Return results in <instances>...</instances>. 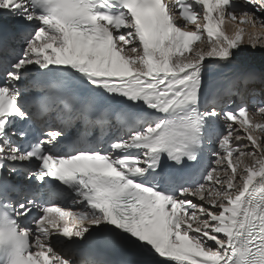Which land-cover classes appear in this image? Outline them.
<instances>
[{"label": "snow or ice", "instance_id": "6c2138e0", "mask_svg": "<svg viewBox=\"0 0 264 264\" xmlns=\"http://www.w3.org/2000/svg\"><path fill=\"white\" fill-rule=\"evenodd\" d=\"M3 18L25 32L0 62V264H116L77 260L89 237L119 264H264V89L205 81L264 56V0H0Z\"/></svg>", "mask_w": 264, "mask_h": 264}, {"label": "rangeland", "instance_id": "374dc122", "mask_svg": "<svg viewBox=\"0 0 264 264\" xmlns=\"http://www.w3.org/2000/svg\"><path fill=\"white\" fill-rule=\"evenodd\" d=\"M257 31H259V29H257ZM261 57L264 58V56L257 55L255 57H251L252 59L244 58L242 62L240 61V63L242 64L241 72H245V73L248 72L247 74H243V75H245V76L246 75L247 76L252 75L251 79L254 80V83L252 85H250V87L252 89H256V90H258L260 92H261L262 89H264V64L259 63L260 60H263ZM230 66H236V65L232 64ZM230 66H228V67H230ZM220 68L221 67H219L217 65H212L209 68L208 74H213V73H209V72H215L218 69L219 70L223 69V68H221V69ZM252 69H253L254 72L252 71ZM257 119H259V118H257Z\"/></svg>", "mask_w": 264, "mask_h": 264}, {"label": "bare ground", "instance_id": "6f19581e", "mask_svg": "<svg viewBox=\"0 0 264 264\" xmlns=\"http://www.w3.org/2000/svg\"><path fill=\"white\" fill-rule=\"evenodd\" d=\"M227 31H228V33L229 34H231L232 33V31H233V28H232V26L231 25H229L228 26V28H227ZM248 51H251L250 49L248 50ZM244 58H246V59H252L251 57H249L248 55L246 56V55H244V56H239L238 58H236L234 61H233V65L235 64V65H241V63H240V61L242 62L243 61V59ZM263 60H260L259 61V63H261V64H264V58L263 57H261ZM247 71V70H246ZM252 71H253V69H252ZM218 72V71H217ZM254 72V71H253ZM209 73H212V72H209ZM243 74H247L248 72H242ZM263 75V74H262ZM256 82V81H255ZM261 83V82H260Z\"/></svg>", "mask_w": 264, "mask_h": 264}, {"label": "trees", "instance_id": "16d2710c", "mask_svg": "<svg viewBox=\"0 0 264 264\" xmlns=\"http://www.w3.org/2000/svg\"><path fill=\"white\" fill-rule=\"evenodd\" d=\"M238 67H242V66H238Z\"/></svg>", "mask_w": 264, "mask_h": 264}]
</instances>
